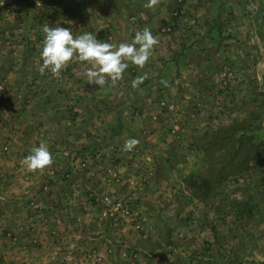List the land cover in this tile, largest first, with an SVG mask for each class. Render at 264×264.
<instances>
[{"label": "crops", "instance_id": "obj_1", "mask_svg": "<svg viewBox=\"0 0 264 264\" xmlns=\"http://www.w3.org/2000/svg\"><path fill=\"white\" fill-rule=\"evenodd\" d=\"M43 2L0 0V82L10 107L0 111V234L6 253L17 254L7 261L3 256L0 264H264V233L259 237L257 227L264 224V146L246 147L242 156L252 161L248 165L238 163L236 149L214 147L222 137L249 132L252 139L254 130L264 144V105L261 118L254 121L251 115L245 128L228 134L236 117L216 115V105L204 98L222 58L250 75L243 81L245 90L250 88L254 41L264 45V32L257 31V22L264 27V0H160L153 8L144 7L148 0ZM181 6L188 11L185 20L174 18ZM46 22L70 27L74 37L90 32L114 45L131 42L147 27L159 43L144 68L128 62L123 79L99 87L78 76L90 65L75 57L59 77L49 69L41 74ZM163 25H173L172 30L159 33ZM144 74L147 79L133 88L132 81ZM168 104L175 107L172 115L160 107ZM129 138L139 144L126 152ZM209 139L214 156L235 162L210 164L217 171L212 188L191 195L188 183L195 186L193 173L207 163ZM41 143L54 162L30 171L23 160ZM112 167L116 190L105 175ZM228 169H254L259 179L253 182L248 173L234 177ZM49 177L56 194L43 200L39 188ZM216 179L227 180V194L234 199L233 188L241 194L262 190L251 196L253 203L247 199L251 215L245 218L252 221L245 229L232 218L222 222ZM113 192L136 202V218L146 221L139 231L97 219L94 197ZM37 198L43 210L27 213V203ZM193 204L197 211L189 209ZM130 251L135 258L124 256Z\"/></svg>", "mask_w": 264, "mask_h": 264}, {"label": "rangeland", "instance_id": "obj_2", "mask_svg": "<svg viewBox=\"0 0 264 264\" xmlns=\"http://www.w3.org/2000/svg\"><path fill=\"white\" fill-rule=\"evenodd\" d=\"M53 0H44L43 3L48 4L49 2L52 3ZM259 2H261V0H258ZM179 3V2H177ZM53 4V3H52ZM181 4V3H180ZM176 6V5H175ZM54 7V5H53ZM194 8H196V3H194ZM48 8H52L51 6H48ZM188 11L186 9L183 8V6H181V13L178 15H175L174 18H178V16L181 18V20H185L184 18L186 17V13ZM58 12H55V14H57ZM195 14H197V9L194 10L192 16H195ZM197 16V15H196ZM188 17V16H187ZM193 19V18H190ZM190 24H192V20H190ZM50 26V23H48ZM110 26L111 24L108 23ZM258 27H257V31L259 34H262V32H264V27H260L262 23H258ZM168 26V30H165V27ZM172 26L173 25H163L159 28V33H168L172 30ZM251 31V30H248ZM109 34V33H108ZM111 35V34H110ZM105 34L106 38H109L110 41L113 40L111 39V36ZM99 36V34H98ZM260 39V37H259ZM43 41V40H42ZM255 42V46H254V51H253V55H252V59H250V61L248 62V64L252 63L253 65V71H254V75L253 77H251V80L248 84V87L250 86V88L246 91V85L244 84V79H248L250 78V75H248V77H246L244 69L242 70V75L241 72L238 73L237 71H235L233 69V67L231 68L230 62H228L226 59H220L221 64L220 66L216 69L215 73L212 75H210L211 77V81L213 82V84H211L209 87L211 88V90L209 88H207L208 91L204 92L206 95L204 96V98L208 99L209 101H211L213 104L216 105L215 110H217L216 115H224V116H231V117H236V118H232V120L230 121V123H232V128H229L228 130H226V133L229 134H235L236 130H238L239 128H245L246 125V119L250 118L251 115L254 116V121L257 119V117L261 118L262 114H261V109H262V105H264V45H262L261 41L257 40L254 41ZM258 44V45H257ZM239 61V60H238ZM131 64V62H129ZM134 66V65H133ZM0 84L3 87V90L5 91V93L7 94V98H6V102L4 103H0V111H7L10 109L9 107V97H8V93L3 85L2 82H0ZM208 87V86H207ZM235 88H237V90H235ZM250 101H252L251 107H249L250 105ZM202 103V102H201ZM248 104V106L246 107V104ZM166 105V104H165ZM164 106H160L161 109H163V111L166 114L172 115L175 112V107L172 104H168L169 107H165ZM7 106V107H6ZM255 106V109H254ZM253 107V108H252ZM196 108V107H195ZM197 109V108H196ZM251 109V110H250ZM255 110V111H254ZM218 115V116H219ZM242 117L243 118V122L240 124L241 119H239L238 117ZM237 120V121H236ZM237 128H234V127ZM231 130V131H229ZM245 130H242L241 132H244ZM254 135L253 138L251 139V136L249 137V135H247L249 132L244 133V135L242 136L243 142H242V146L239 147L237 144V139H235V136H232V138H226V137H222L220 139H218V141L215 143L214 147L216 148H227L229 149H236L237 152H239L240 154V159L238 158V162L240 160V162L244 159V157L242 156V153L245 151L246 147H251V146H264V144L262 143V138L260 136H258L256 134V130H254ZM239 137V136H238ZM207 138L201 139L203 142L206 140ZM235 139V140H233ZM233 140V141H232ZM251 140L253 143H251ZM207 144V151L205 153H203V157H205V160L207 161V163L204 166H200L199 168H196L197 171H195L196 173H193L194 176H192V180L195 181V186H199L200 192H203V194L208 193V191H201L203 190L202 188L204 187L202 185V181L203 180H207L208 182H210L211 180L215 179L213 178V173H217V171L215 170V172L213 171V168L211 167V165H215V164H220L223 165L221 162H223V158H221V155H217L214 156L211 151H209V148L212 147L210 146L211 139L206 141ZM209 144V145H208ZM201 146V144H200ZM209 146V147H208ZM206 149V148H205ZM223 156V155H222ZM211 162V163H210ZM247 163H252V161H247V159H244V164ZM211 164V165H210ZM216 165V166H217ZM248 165V164H247ZM240 167H242V165H240ZM217 168V167H216ZM248 170V169H247ZM194 172V171H193ZM243 173H248L249 177L253 178L252 181L253 182H257V180L259 178H257V176H259L260 174L254 170V169H249L248 171L246 170H242V171H236V175H234V177H239L240 174ZM105 175L107 176V183L110 182V186H112L115 190L117 188V186H120L118 184V176H117V170L112 167L107 169L105 171ZM256 179V180H255ZM200 180V182H198ZM227 180L224 181H220L216 179V182L219 183L220 186V196L218 204H217V211L219 214H222V222H226V221H230L231 220H236L239 221V223L243 224V228L245 229L246 226L252 221L250 219V221L248 219H246L245 217H249L251 215V213H248V208H247V199L248 202H252L254 200H250L251 196L253 198L258 197V194H262V190L261 192L258 191L257 188H252L253 191L247 193V194H241L240 192L238 193V190H236L235 188L232 189L233 191V196H237L236 199H234V197H231L230 195H228V191L230 192V189H227L226 186V182ZM53 179L51 177L47 178L45 181H42V184L39 188V192H38V196H40V194L42 195V199L46 200L44 198H51L56 194V191H53ZM225 183V185H224ZM195 186L193 187V184L190 185V183H188V189L191 195H193L191 192L195 191ZM237 191V195L234 192ZM104 196H108V197H115L116 201H124V203L122 204V207H124L126 209V214H124V212L119 208H117V210L112 211V210H107V214L105 217H101L100 215V211L104 208V209H108L106 207H104V204L102 202V198ZM261 196V195H260ZM41 199V198H40ZM238 199V200H237ZM250 200V201H249ZM235 201H239L236 202ZM43 202H41V200L39 201V198H37L36 200H31L29 203H27V213H31L34 214L37 211L43 210ZM94 205L97 208V219L98 220H104V219H110L112 221L111 224L115 223L116 225H124L122 227H129L132 228L133 231L137 230L139 231V228L142 227L143 224L146 223V221L144 219H142V221L138 218H136V215L138 216L139 213H137L138 210V205L136 204V202L131 198H128L124 195H122L121 193H115L113 192L112 194L109 195H103L101 197H94ZM196 204H193L192 206H188L189 209L191 208L194 211H197L198 208V204L195 206ZM200 206V205H199ZM185 207V206H184ZM195 207V208H194ZM245 212V214H244ZM248 213V214H247ZM143 217V216H142ZM242 217L244 219H242ZM244 220V221H242ZM247 221V223H246ZM103 222V221H102ZM140 222V224H139ZM142 222V224H141ZM220 222H221V218H220ZM245 222V224H244ZM256 223V221H254ZM113 224V225H115ZM138 224V227H136L135 225ZM210 224V223H209ZM228 222L226 223L227 226ZM240 225V224H239ZM260 229H259V237H262V233H264V227H260V226H264V224H258ZM241 226V227H242ZM254 226H252L253 228ZM124 228V229H125ZM143 228V227H142ZM147 228V225L146 227ZM240 228V229H243ZM243 229V230H244ZM263 229V232H261V230ZM248 230V229H246ZM141 235V233H140ZM142 236V235H141ZM245 238L246 236L243 238V241L245 242ZM5 247H6V242H5V234H0V258L4 259L3 256L6 258V261L8 259H12V258H16L17 254L16 253H6L5 251ZM124 256H127L128 258H135V252L130 251L128 253H124ZM131 261V260H130Z\"/></svg>", "mask_w": 264, "mask_h": 264}, {"label": "clouds", "instance_id": "obj_3", "mask_svg": "<svg viewBox=\"0 0 264 264\" xmlns=\"http://www.w3.org/2000/svg\"><path fill=\"white\" fill-rule=\"evenodd\" d=\"M159 3L160 0H148L144 7L153 8ZM42 31L44 38L41 51L43 60L41 74L49 69L54 76L59 77L61 70L75 57L90 65L78 73V76L84 78L87 84L99 87L109 82L114 85L123 79V74L129 67L128 62L141 69L144 68L152 55L153 48L159 43L158 38L147 27L136 31L131 42H121L118 45L101 42L90 32L74 37L70 27L49 26L47 22ZM145 79L147 74L133 80L132 87H138ZM138 144V139L129 138L124 142V151L130 152ZM53 162L52 153L46 143L34 147L31 154L23 160V164L30 171H42Z\"/></svg>", "mask_w": 264, "mask_h": 264}, {"label": "built area", "instance_id": "obj_4", "mask_svg": "<svg viewBox=\"0 0 264 264\" xmlns=\"http://www.w3.org/2000/svg\"><path fill=\"white\" fill-rule=\"evenodd\" d=\"M165 30L167 31L168 30V26L165 27ZM6 98H7V94L5 93V91L3 90V87L2 85L0 84V103H4L6 102ZM7 107V106H6ZM102 202L104 204V207L108 208V209H102L100 211V215L101 217H105L106 214H107V210H112V211H115L117 210V208L121 209L124 214H126V209L124 207H122V204L124 203V201H116V198L115 197H108V196H104L102 198ZM136 227H138V224L135 225Z\"/></svg>", "mask_w": 264, "mask_h": 264}, {"label": "trees", "instance_id": "obj_5", "mask_svg": "<svg viewBox=\"0 0 264 264\" xmlns=\"http://www.w3.org/2000/svg\"><path fill=\"white\" fill-rule=\"evenodd\" d=\"M242 142H243L242 137H238V138H237V144H238L239 147L242 146ZM239 156H240V155L238 154V156H236V157H239ZM234 158H235V157H230V158L228 157L227 159L224 160V162L229 163V162H231ZM254 159H256V158H254ZM233 162H235V160H233V161L231 162L230 166L234 164ZM242 162H244V159H243L241 162H240V160H239L238 163L240 164V163H242ZM236 171H237V170H236ZM236 171H233V170L228 169L227 171H225V173H226V174H227V173H234V172H236ZM202 185L204 186V187L202 188L204 191H208V192H209V190L212 188L207 180H202ZM195 189H196L197 193L200 192L199 186H195Z\"/></svg>", "mask_w": 264, "mask_h": 264}]
</instances>
